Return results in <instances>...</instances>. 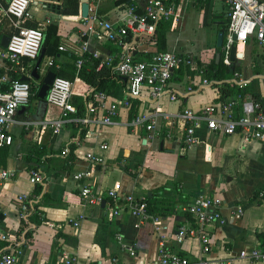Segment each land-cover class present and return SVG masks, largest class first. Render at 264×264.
<instances>
[{"label":"crops","instance_id":"crops-1","mask_svg":"<svg viewBox=\"0 0 264 264\" xmlns=\"http://www.w3.org/2000/svg\"><path fill=\"white\" fill-rule=\"evenodd\" d=\"M75 1L74 13L68 0H33L24 22V26L42 27L44 34L47 28L55 29L56 52L45 55L42 47L37 74L41 76L49 70L62 73L68 80L73 68V92L85 90L74 71L77 42L83 30L79 21L80 5ZM116 1H103L98 7L99 16L113 22L118 15ZM134 1L139 4L142 0ZM7 2L0 0V39L8 37L12 31L3 16ZM225 16V7L220 2L207 4L205 11L189 2H179L177 18L169 22V30L164 34V51L188 56L202 70L212 63L216 65L221 57L215 41L226 21ZM89 44V50L98 51L101 58L116 53L111 43L91 40ZM247 44L256 48L255 53H250L245 60L237 51L239 44L235 45L234 62L248 82L246 94L264 101V52L252 42ZM60 46L63 51H58ZM3 50L0 46V76L8 82L15 77L27 78L34 63L22 59V72L10 68L1 57ZM88 58L84 55V62ZM200 79L197 74L181 69L172 75L170 86L182 94L191 82L196 84ZM27 82L33 86L38 83L32 79ZM7 87L8 83H0V90ZM108 89L115 90L116 86ZM218 96V89L212 83L188 93L182 104L197 111L216 103ZM159 104L163 111L171 113L181 107L178 103L168 104L165 99ZM59 113L36 97L29 100L27 106L16 111L9 126L11 145L0 148V170L9 174L0 184V234L8 235L10 242L12 239L22 241L16 264H58L62 254L74 258V264H111V259L120 264H150L157 255L160 236H165L162 243L166 250L189 260L202 258L206 264H264V260L238 258L243 250L260 248L264 251V143L243 144L236 135H213L202 136V143L190 149L176 141L160 143L157 140L147 145L143 131L124 125L128 114L122 110L116 125L84 128L82 137L78 135L82 128L79 130L72 124H65L53 133L45 121L57 119ZM76 139L78 145L69 161L58 156L62 147ZM101 145L105 148L100 149ZM88 153L100 156L103 163L89 169L84 160ZM32 168L40 173V183H29L28 173ZM87 170L90 176L82 182L101 194L98 205L81 203L78 183L71 178ZM112 188L121 197L145 198L148 213L160 220L158 230L149 222L137 224L126 211L107 218L110 200L105 194ZM21 195L27 196L22 204L17 200ZM204 195L222 201L220 214L224 223L205 228L209 251L202 255L197 239L186 238L178 244L174 235L180 226L195 227L181 208ZM23 204L24 213L20 208ZM236 207L242 211L238 219L232 217ZM73 222H77V226H73ZM117 235L122 242L133 246L134 257L120 249Z\"/></svg>","mask_w":264,"mask_h":264},{"label":"built area","instance_id":"built-area-1","mask_svg":"<svg viewBox=\"0 0 264 264\" xmlns=\"http://www.w3.org/2000/svg\"><path fill=\"white\" fill-rule=\"evenodd\" d=\"M33 0H8L5 5L3 16L7 18L13 33L8 36L7 44L1 57L8 63L10 68H16L20 72L24 70L22 59L34 63L41 48L44 30L42 27L27 28L22 25L27 17V8ZM105 0H87V13L85 18L79 17L83 30L78 38V53L74 63L75 76H77L84 62L83 56L98 61L95 70L101 66L110 67L112 74L117 76L123 83V98L115 100L103 92L91 91L85 103L83 115L78 116L76 109L71 104L73 83L61 77H55L46 92L44 102L47 106L59 110L57 119L45 121L57 132L63 125L72 124L79 130L95 126H112L117 124L120 110L128 114L133 101H136L134 113L125 121L124 125L135 131L145 133L147 145L160 140L162 142H180L185 149H190L202 143V136L219 135L223 137L236 135L243 144L252 142L264 143V101L244 94L241 102L239 96L235 99L224 98L193 111L183 105L188 93L196 92L203 87L212 84L204 75V70L196 67L195 62L188 56L179 55L174 52L155 51L154 32L158 22H172L177 18L179 2L196 4L195 0H142L136 3L129 0L119 4L118 15L113 22L101 18L98 14L99 5ZM208 4L220 2L226 10L227 29L223 36L220 50L221 61L228 66L229 50L231 46L245 45L252 42L264 52V0H207ZM80 5V3H79ZM195 6V5H194ZM234 36V40L231 36ZM105 41L116 48V53L103 58L98 51L89 50V42ZM154 49H148V47ZM58 51L63 48L58 47ZM141 56V58L139 57ZM48 66L51 62H48ZM9 68V70H10ZM189 70L197 74L201 79L196 83H190L182 94L171 89L170 80L174 72L178 70ZM28 75L27 78H29ZM31 79V78H29ZM0 83H8V87L0 90V148L11 145V136L8 133L9 126L13 123L16 111L27 106L30 98L31 87L34 86L27 81H9L0 76ZM229 84L239 89L247 87L248 82L240 73H233ZM165 99L168 104L178 103L180 109L171 113L163 111L159 106L160 100ZM239 102V103H238ZM78 145V139L73 141ZM103 145L100 149H104ZM68 148H61L60 156H66ZM88 168L101 165L103 159L100 156L88 153L84 155ZM9 174L0 170V184L8 178ZM90 176L89 170L75 173L71 176L78 183L79 201L87 205H98L101 194L94 192L82 181ZM30 184L41 182V175L36 170L28 173ZM105 196L110 200V207L106 213L107 218L116 216L121 211H126L137 222V224L149 222L155 231L160 222L158 217L147 212L143 199H136L131 195L121 197L115 188L108 190ZM27 196L21 195L17 198L23 203ZM22 213L25 211L24 204L21 205ZM222 201L214 196H198L192 202L184 205L181 211L186 214L195 224L193 228L180 226L174 235V241L180 243L183 239H197L201 254L209 251V237L206 227L209 225H223L220 210ZM241 209L236 207L232 217L238 219ZM77 226V222H73ZM159 237L156 257L150 264H206L202 258L189 260L176 253L169 252L164 247ZM0 234V264H16L19 254L18 246L22 241L12 239ZM17 241V242H16ZM120 249L128 256L134 257L133 246L122 242L120 236H116ZM239 259L251 261L264 260V251L254 248L249 251H241ZM72 257L62 254L58 264H74ZM111 264H120L111 259ZM91 264V263H90ZM94 264V263H92Z\"/></svg>","mask_w":264,"mask_h":264},{"label":"trees","instance_id":"trees-1","mask_svg":"<svg viewBox=\"0 0 264 264\" xmlns=\"http://www.w3.org/2000/svg\"><path fill=\"white\" fill-rule=\"evenodd\" d=\"M128 1L129 0H118L116 1V4L126 3ZM168 1L177 2L178 0H168ZM195 1L196 4L194 5L197 8L205 11L208 4L207 0H195ZM68 2H69V6H71L72 8L71 11L75 13L76 5H77L76 1L68 0ZM225 17H226V21L224 20V26L221 29V32H223V36L226 35V29H227V16ZM24 22L22 23L23 26H24ZM25 27L37 28V26L31 27L26 25ZM169 27H170L169 22L160 21L156 24L155 32L152 37L154 38L156 52L164 51V34L169 30ZM54 31H55L54 28H47L45 34H44L45 31L44 30L42 31L43 39L41 43V48L43 47L45 49V55H53L56 52L57 38L54 37L55 34ZM12 33L13 30L8 34V36H10ZM87 60L88 61H85L81 65L80 70L77 73V77L81 82H83L85 86L84 88L85 90L82 91L77 90L74 92V94L71 97V104L76 109L78 116L83 115L85 111V103L91 91L103 92L109 96L112 95V97L118 101L123 98V92H124L122 81L111 72L112 66L110 67L101 66L98 70H95L94 68L97 65L98 61L95 59H91L90 57ZM203 70H204V77L206 79L207 78L211 79L213 85H216L219 94L218 100H223L224 98L235 99L237 96H239V102H241L243 95L247 93L248 89L247 88L239 89L235 85L228 83L233 73L235 72L240 73L239 68L236 67V63L234 61H232L228 66H226L222 63L221 60H219V62L216 65L212 63L209 68ZM72 72H73V68L70 70V77L68 79L69 81H72V77H73ZM56 76L66 79L64 78V76H62V73H56ZM12 80H20V79L18 77H15ZM112 85L116 86L115 90L108 89ZM38 86L39 84L35 87H31L29 100L35 99ZM135 104L136 101H133L128 111V118H130L131 115L134 113ZM84 132L85 129H82L78 132V135L82 137V135H84ZM66 147L68 148V154L66 156H63L62 158H64L65 161H69L72 158V152L76 146H74L70 141L69 144L66 145ZM58 156H60V152L58 153ZM32 169L37 170L36 168H32ZM143 202H145L147 207L146 208L147 212H149L150 210L149 205L147 204V200L145 198L143 199ZM31 221L34 223L35 219L32 218Z\"/></svg>","mask_w":264,"mask_h":264},{"label":"water","instance_id":"water-1","mask_svg":"<svg viewBox=\"0 0 264 264\" xmlns=\"http://www.w3.org/2000/svg\"><path fill=\"white\" fill-rule=\"evenodd\" d=\"M87 0H78V2L80 3L79 6V13H80V17L81 18H85L86 17V13H87V4H86ZM222 39H223V32H219L216 36V41H215V47L216 48H220L221 43H222ZM231 39L234 40V36H231ZM8 41V37L5 36L3 38L0 39V46L2 48H5L6 44ZM42 53H43V49L40 48L39 50V54L34 62V65L31 69L30 72V77L33 81H37L39 83V86L37 88V92H36V99L39 101H43L46 95V92L48 90V87L50 86L52 80L56 77V74L46 70L43 72V74L41 76H39L37 74V69L39 68V64H40V60L42 58ZM235 47L231 46L230 50H229V60L232 62L234 61L235 58ZM219 57L218 53L215 54V59L217 60ZM29 78H20L21 81H27L29 80ZM160 149H161V145H160Z\"/></svg>","mask_w":264,"mask_h":264},{"label":"rangeland","instance_id":"rangeland-1","mask_svg":"<svg viewBox=\"0 0 264 264\" xmlns=\"http://www.w3.org/2000/svg\"><path fill=\"white\" fill-rule=\"evenodd\" d=\"M238 53L239 55L246 60V58L249 56L250 53L254 54L255 51H256V48H254V46H250V44H247V45H243L241 46L240 44L238 45ZM241 46V47H240ZM252 54H251V57H252ZM245 60H243V62L245 63Z\"/></svg>","mask_w":264,"mask_h":264}]
</instances>
